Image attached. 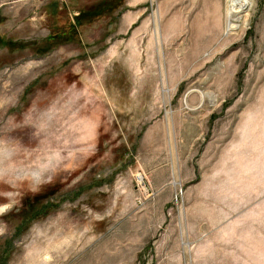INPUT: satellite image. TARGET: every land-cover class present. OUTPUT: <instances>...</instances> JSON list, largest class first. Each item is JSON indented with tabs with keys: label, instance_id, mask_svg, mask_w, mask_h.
I'll use <instances>...</instances> for the list:
<instances>
[{
	"label": "rangeland",
	"instance_id": "rangeland-1",
	"mask_svg": "<svg viewBox=\"0 0 264 264\" xmlns=\"http://www.w3.org/2000/svg\"><path fill=\"white\" fill-rule=\"evenodd\" d=\"M252 1L0 0V264H264Z\"/></svg>",
	"mask_w": 264,
	"mask_h": 264
},
{
	"label": "bare ground",
	"instance_id": "bare-ground-1",
	"mask_svg": "<svg viewBox=\"0 0 264 264\" xmlns=\"http://www.w3.org/2000/svg\"><path fill=\"white\" fill-rule=\"evenodd\" d=\"M252 0H229L228 13L231 19V28H237L243 22L245 14L249 7L252 6Z\"/></svg>",
	"mask_w": 264,
	"mask_h": 264
},
{
	"label": "water",
	"instance_id": "water-1",
	"mask_svg": "<svg viewBox=\"0 0 264 264\" xmlns=\"http://www.w3.org/2000/svg\"><path fill=\"white\" fill-rule=\"evenodd\" d=\"M187 95V94H186Z\"/></svg>",
	"mask_w": 264,
	"mask_h": 264
}]
</instances>
